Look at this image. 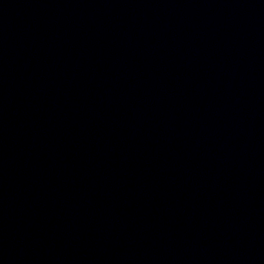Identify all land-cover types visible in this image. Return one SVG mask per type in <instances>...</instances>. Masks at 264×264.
<instances>
[{
  "label": "water",
  "instance_id": "obj_1",
  "mask_svg": "<svg viewBox=\"0 0 264 264\" xmlns=\"http://www.w3.org/2000/svg\"><path fill=\"white\" fill-rule=\"evenodd\" d=\"M0 264H264V0H0Z\"/></svg>",
  "mask_w": 264,
  "mask_h": 264
}]
</instances>
